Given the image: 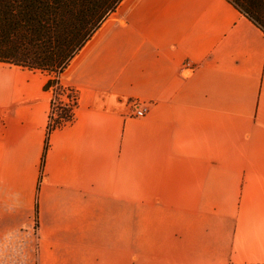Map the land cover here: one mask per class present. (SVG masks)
<instances>
[{
    "label": "crops",
    "instance_id": "crops-1",
    "mask_svg": "<svg viewBox=\"0 0 264 264\" xmlns=\"http://www.w3.org/2000/svg\"><path fill=\"white\" fill-rule=\"evenodd\" d=\"M50 78L0 62V239L264 264V31L231 1L121 0L61 74L78 104L46 148Z\"/></svg>",
    "mask_w": 264,
    "mask_h": 264
},
{
    "label": "trees",
    "instance_id": "trees-1",
    "mask_svg": "<svg viewBox=\"0 0 264 264\" xmlns=\"http://www.w3.org/2000/svg\"><path fill=\"white\" fill-rule=\"evenodd\" d=\"M229 1L264 31V0ZM120 2L0 0V62L47 71V89L56 85L60 106L50 132L71 122L78 104V92L62 84L61 74Z\"/></svg>",
    "mask_w": 264,
    "mask_h": 264
},
{
    "label": "rangeland",
    "instance_id": "rangeland-1",
    "mask_svg": "<svg viewBox=\"0 0 264 264\" xmlns=\"http://www.w3.org/2000/svg\"><path fill=\"white\" fill-rule=\"evenodd\" d=\"M63 99L66 100V97ZM58 102L59 100H57ZM37 222L38 220L35 218L29 223L35 225ZM0 223L4 224L3 221ZM33 231L31 228L29 232L23 230L22 223H20L17 236L16 233L2 236L0 239V264H107L106 257L111 254V252L94 250L90 237H85L81 231L60 233L55 228L50 230V233H55L50 235L48 243L46 237H43L40 248L37 231ZM105 241L103 244L114 243L113 237H109V241ZM136 255L135 264H159L161 253L142 251L136 252Z\"/></svg>",
    "mask_w": 264,
    "mask_h": 264
},
{
    "label": "built area",
    "instance_id": "built-area-1",
    "mask_svg": "<svg viewBox=\"0 0 264 264\" xmlns=\"http://www.w3.org/2000/svg\"><path fill=\"white\" fill-rule=\"evenodd\" d=\"M50 89H51V91L53 93L52 100H53L54 103L52 102L51 110H50V113H49V120H48V125H47V145H46V148L48 147V136L51 133L49 125H51L53 123V119L57 117V113L59 111L58 109H59V106H60L59 102L57 103V99H56V95H55L56 85L51 86ZM73 99H74V96H73ZM64 103L71 104L72 102L68 98H66V100L64 99ZM146 110L147 109L145 107L136 109L135 115L143 116V115H145Z\"/></svg>",
    "mask_w": 264,
    "mask_h": 264
}]
</instances>
